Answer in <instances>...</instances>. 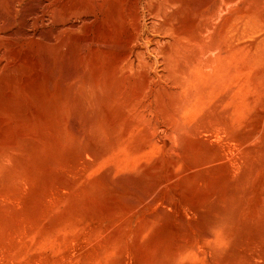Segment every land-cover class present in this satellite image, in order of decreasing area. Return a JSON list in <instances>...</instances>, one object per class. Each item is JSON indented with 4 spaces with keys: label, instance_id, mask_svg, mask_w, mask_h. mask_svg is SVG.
<instances>
[{
    "label": "rangeland",
    "instance_id": "374dc122",
    "mask_svg": "<svg viewBox=\"0 0 264 264\" xmlns=\"http://www.w3.org/2000/svg\"><path fill=\"white\" fill-rule=\"evenodd\" d=\"M0 264H264V0H0Z\"/></svg>",
    "mask_w": 264,
    "mask_h": 264
}]
</instances>
